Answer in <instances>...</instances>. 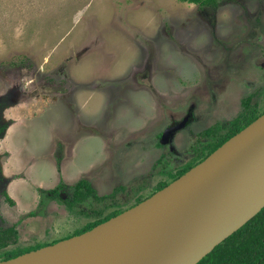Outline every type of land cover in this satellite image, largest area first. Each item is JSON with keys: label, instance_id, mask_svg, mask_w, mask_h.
I'll return each mask as SVG.
<instances>
[{"label": "rangeland", "instance_id": "1", "mask_svg": "<svg viewBox=\"0 0 264 264\" xmlns=\"http://www.w3.org/2000/svg\"><path fill=\"white\" fill-rule=\"evenodd\" d=\"M218 2L0 0V225L20 233L0 258L130 209L194 159L205 130L264 113V0ZM81 180L114 199L62 201Z\"/></svg>", "mask_w": 264, "mask_h": 264}, {"label": "water", "instance_id": "2", "mask_svg": "<svg viewBox=\"0 0 264 264\" xmlns=\"http://www.w3.org/2000/svg\"><path fill=\"white\" fill-rule=\"evenodd\" d=\"M188 118L165 130L173 142ZM264 208V114L191 170L141 203L90 231L0 264H198Z\"/></svg>", "mask_w": 264, "mask_h": 264}, {"label": "trees", "instance_id": "3", "mask_svg": "<svg viewBox=\"0 0 264 264\" xmlns=\"http://www.w3.org/2000/svg\"><path fill=\"white\" fill-rule=\"evenodd\" d=\"M182 3L194 4L199 6V8H211L218 9V0H179ZM243 106L249 109L250 98L243 101ZM261 114H258L256 110L249 109L242 113L239 117L231 121L226 127V133L221 134L222 128L220 125L212 127L200 134L201 138H208V142L203 144L201 147L195 150L194 159L187 162L182 166L181 170L177 174L170 173L172 177V182L186 172L191 170L193 167L203 162L208 156H210L214 151L221 147L226 141L238 134L249 124L255 121ZM162 146L161 144H159ZM160 163V161H159ZM165 171H163L164 173ZM170 183H163L159 186L157 191L162 190ZM63 186L57 187L52 192V198H56V194L60 191ZM75 191L72 201H62L67 202L68 205L75 203H84L92 195L97 201L104 202L106 200H112L115 197V192L106 197H98L95 195V191L91 188L90 184L81 180L75 185ZM124 188H121V190ZM11 205L15 203L8 199ZM144 201L139 199L137 204ZM114 203H110L113 205ZM136 204V205H137ZM135 206V205H134ZM124 211L115 210L109 215L103 217L99 221L89 225L87 228L83 229L76 235H81L87 231L92 230L99 224H102L109 219L119 215ZM101 215V213H100ZM18 238V232L14 227L3 228L0 227V243L6 241H16ZM21 254H9L0 258V262L7 261L18 257ZM198 264H264V208L262 211L256 215L252 220H250L245 226L234 233L226 241L217 246L212 253L206 256Z\"/></svg>", "mask_w": 264, "mask_h": 264}, {"label": "bare ground", "instance_id": "4", "mask_svg": "<svg viewBox=\"0 0 264 264\" xmlns=\"http://www.w3.org/2000/svg\"><path fill=\"white\" fill-rule=\"evenodd\" d=\"M67 244L60 245L56 251V255L58 259L63 263V264H71L73 259H74V251L70 250L67 254L66 253H61L65 248ZM92 251V247L89 244L86 249L83 252L82 258H80L79 262L77 264H86L87 259L90 257Z\"/></svg>", "mask_w": 264, "mask_h": 264}, {"label": "flooded vegetation", "instance_id": "5", "mask_svg": "<svg viewBox=\"0 0 264 264\" xmlns=\"http://www.w3.org/2000/svg\"><path fill=\"white\" fill-rule=\"evenodd\" d=\"M250 101H251V99H250ZM245 108V107H244ZM262 114H264V113H262ZM261 114V115H262ZM260 115V116H261ZM259 116V117H260ZM186 118H188V122H187V125L182 129V130H184L185 128H187L188 127V125L193 121V118H192V113L191 112H189L187 115H186V117H184V119H183V121H181L180 123H175V124H173V126H171V127H175V126H178V125H180L182 122H184V120L186 119ZM6 129H7V126L6 127H3V126H0V137H2V135L4 134V132L6 131ZM223 129V128H222ZM181 130V131H182ZM208 130V129H207ZM181 131H179V132H181ZM206 131V130H205ZM178 132V133H179ZM178 133H176V135L178 134ZM172 145V144H171ZM1 175V174H0ZM1 177V176H0ZM4 195H5V199H6V201H7V203L11 206V207H13V206H15V204L14 205H11L10 204V202H9V200L8 199H11L10 198V196L5 192L4 193ZM12 200V199H11ZM13 201V200H12ZM14 202V201H13ZM5 222V221H4ZM0 227H3V228H5V229H7V228H10V227H14L16 230H17V232H18V235L20 234L19 233V231H18V229H17V227H18V225H12V226H9V227H5V226H2V225H0ZM75 236H77V235H75ZM37 250V249H36ZM31 252V251H30ZM25 253H28V252H24V253H21V255L22 254H25ZM20 256V255H19Z\"/></svg>", "mask_w": 264, "mask_h": 264}]
</instances>
